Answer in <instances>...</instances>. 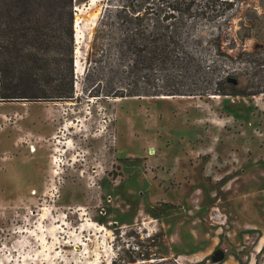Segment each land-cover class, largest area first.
Instances as JSON below:
<instances>
[{
	"label": "rangeland",
	"instance_id": "obj_1",
	"mask_svg": "<svg viewBox=\"0 0 264 264\" xmlns=\"http://www.w3.org/2000/svg\"><path fill=\"white\" fill-rule=\"evenodd\" d=\"M105 3L73 8L79 97H0V264H112L137 251L155 264H264V94L81 95ZM28 7L42 24L57 15L48 2ZM237 8L235 30L248 11L264 16V0ZM28 46L30 64L48 53ZM1 64L0 51V89ZM14 71L6 64L7 81Z\"/></svg>",
	"mask_w": 264,
	"mask_h": 264
},
{
	"label": "trees",
	"instance_id": "obj_2",
	"mask_svg": "<svg viewBox=\"0 0 264 264\" xmlns=\"http://www.w3.org/2000/svg\"><path fill=\"white\" fill-rule=\"evenodd\" d=\"M21 1L24 5L16 11L11 7L15 0H0V97L74 100L79 97L76 0H35L57 9L47 24L30 17L32 0ZM244 1L106 0L86 50L81 95L123 99L264 94V32L258 30L264 29V16L248 11L237 30L229 25ZM252 39L255 44L249 47ZM32 41L44 44L48 53L35 52L30 64ZM18 59L23 75L14 71ZM41 62L46 67L42 70L37 66ZM6 64L14 71L8 81ZM21 82L28 87L18 92ZM136 253L127 259L118 252L112 264H155L149 262L150 254Z\"/></svg>",
	"mask_w": 264,
	"mask_h": 264
},
{
	"label": "bare ground",
	"instance_id": "obj_3",
	"mask_svg": "<svg viewBox=\"0 0 264 264\" xmlns=\"http://www.w3.org/2000/svg\"><path fill=\"white\" fill-rule=\"evenodd\" d=\"M79 21V20H78ZM171 97H173V96H160V98H165V99H167V98H171ZM180 97H186V96H180Z\"/></svg>",
	"mask_w": 264,
	"mask_h": 264
},
{
	"label": "water",
	"instance_id": "obj_4",
	"mask_svg": "<svg viewBox=\"0 0 264 264\" xmlns=\"http://www.w3.org/2000/svg\"><path fill=\"white\" fill-rule=\"evenodd\" d=\"M163 96H167V95H163ZM1 99V98H0Z\"/></svg>",
	"mask_w": 264,
	"mask_h": 264
}]
</instances>
